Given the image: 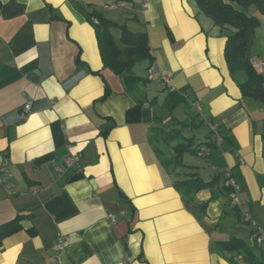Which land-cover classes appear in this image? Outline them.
<instances>
[{"label": "crops", "instance_id": "0c3cea01", "mask_svg": "<svg viewBox=\"0 0 264 264\" xmlns=\"http://www.w3.org/2000/svg\"><path fill=\"white\" fill-rule=\"evenodd\" d=\"M116 1L125 5L109 8ZM147 3L145 10L143 0H0V154L10 156L17 190L9 195L0 185V225L24 215L23 228L3 241L0 264H235L216 247L234 237L228 228L238 220L234 190L224 189L231 179L239 210L264 226V105L242 96L245 76L230 72L226 37L194 0ZM82 8L116 23L117 39L123 24L145 31L154 76L126 90L104 67ZM249 14L259 19L258 67L264 14L253 7ZM144 63L143 74L134 71L148 76L151 63ZM161 71L170 73L169 86ZM183 88L210 129L195 138L209 148L207 156L198 154L207 167L185 156L183 165L170 164L174 142L154 129L189 123L187 110L183 117L164 112L169 90ZM69 156L74 163L61 171ZM192 174L219 175V182L188 195L176 183Z\"/></svg>", "mask_w": 264, "mask_h": 264}, {"label": "trees", "instance_id": "16d2710c", "mask_svg": "<svg viewBox=\"0 0 264 264\" xmlns=\"http://www.w3.org/2000/svg\"><path fill=\"white\" fill-rule=\"evenodd\" d=\"M198 12L209 17L219 27L222 35L226 37L224 49L225 59L233 76L243 74L244 80L239 83L242 96L252 98L264 105V75L259 72L253 62L254 41L256 30L259 26V19L249 14L251 7L257 8L264 14V0H194ZM118 2V1H116ZM87 18L94 24L102 60L105 68H110L121 77L128 91L137 89L139 83H146L148 76H141L135 73V66L144 61H149L152 66L154 56L149 47L148 34L145 31H132L126 24L120 25L121 34L117 39L111 31L116 23L112 22L106 15L97 10L87 11ZM148 67V68H149ZM147 68V70H148ZM109 91V88H106ZM185 89L169 90L165 96V104L171 109L187 102ZM105 97V96H104ZM179 128L163 129L155 127V131L162 133L167 141H174L175 156L169 162L175 166L184 164L183 157L187 152L197 153L203 142H195V136H186L182 129L190 125L185 121H175ZM159 129V130H157ZM264 139V133L262 134ZM206 145L214 144L211 140L205 141ZM219 182V175L212 179H205L197 174L178 181L177 186L188 195L205 188L214 187ZM224 189L231 194L234 187L231 184H224ZM206 204L203 205L205 207ZM202 207V208H203ZM235 213L240 217L239 206L235 205ZM24 215L18 214L15 218L0 225V248L6 237L14 234L23 228L22 219ZM216 247L220 251L232 255L239 254L247 264H264L258 259L256 251L264 256V248L255 241L254 245L239 237H231L227 240H219Z\"/></svg>", "mask_w": 264, "mask_h": 264}, {"label": "built area", "instance_id": "2783aa9c", "mask_svg": "<svg viewBox=\"0 0 264 264\" xmlns=\"http://www.w3.org/2000/svg\"><path fill=\"white\" fill-rule=\"evenodd\" d=\"M123 5H125V3L122 1L113 2L109 5V8L114 9V8H117ZM143 8L145 10L148 8L147 0H143ZM257 69L261 73L264 72V59H261L258 61ZM147 72H148V77L152 78L156 72L154 65L150 66ZM160 75H161L162 82L166 86H169L171 84L170 73L168 71H161ZM31 105H32V101L28 100L25 104V112L30 111ZM194 106L197 108V111L201 113L202 111L201 105L199 103H195ZM209 126L214 132L217 133L218 135L217 143H220L222 141V138L218 133L217 125L212 122H209ZM208 154H209V148H205L200 152V155L202 156H207ZM75 159H76L75 156L67 157L64 164L60 167V170L63 171L67 167L71 166L74 163ZM10 165H11L10 156L7 153H3V154L1 153L0 154V185L2 186L6 194H9V195L17 192L15 188V183L13 180V173L10 169ZM230 184L234 187V192H233L234 194L232 196V200L235 205L241 207L243 203L240 200L239 196L235 193V191L238 189L237 181L234 179H231ZM110 219L112 222L116 221V217L113 214H110ZM244 220L253 227L254 233H255V240L264 248V226H262L255 219H253L249 212H246L244 216ZM64 239H65V236L60 233L58 237V248L59 249L63 248Z\"/></svg>", "mask_w": 264, "mask_h": 264}, {"label": "rangeland", "instance_id": "374dc122", "mask_svg": "<svg viewBox=\"0 0 264 264\" xmlns=\"http://www.w3.org/2000/svg\"><path fill=\"white\" fill-rule=\"evenodd\" d=\"M105 2L102 3V5ZM104 6V5H103ZM101 7V9H103L104 7ZM254 9H256L253 6ZM107 10L104 9L103 13L106 12ZM108 12V11H107ZM144 62H140L136 65L135 70L138 73H144L145 69H144ZM161 89V88H159ZM185 106V107H184ZM160 109V108H159ZM182 110H187V112L185 114H188L189 116V123L190 125L188 126L187 130H185L184 134L186 136H192L196 138V140L200 139L196 137L197 136H202L205 135L206 132H210V129L202 123L201 119H200V115L198 114L196 108H194L190 103H186L184 102V104H181L173 109H171L170 107H165L164 112L167 116L169 117H183V111ZM174 128H178V126H174ZM168 128V127H167ZM165 128V129H167ZM174 141H171V143H173ZM185 156V161L189 162L191 164L194 165H202L203 167H207L206 164H204L203 159L200 157V155H198L197 153H192V152H187V154H184ZM201 158V159H200ZM246 210H241V217H238V220L235 221L233 224L229 225L228 228V232L236 237L240 238V235L243 236L244 240H246L247 242H249L251 245L255 244V233H254V229L253 227L244 220V216L246 214ZM231 229V230H230ZM257 253V257L260 260L264 261V256L260 255L259 251H256ZM232 258L234 259V263L235 264H247L245 259L241 256H239V254L236 255H232Z\"/></svg>", "mask_w": 264, "mask_h": 264}]
</instances>
